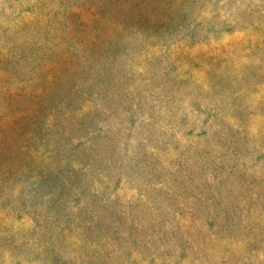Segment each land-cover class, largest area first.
<instances>
[{
  "label": "rangeland",
  "instance_id": "rangeland-1",
  "mask_svg": "<svg viewBox=\"0 0 264 264\" xmlns=\"http://www.w3.org/2000/svg\"><path fill=\"white\" fill-rule=\"evenodd\" d=\"M0 264H264V0H0Z\"/></svg>",
  "mask_w": 264,
  "mask_h": 264
},
{
  "label": "trees",
  "instance_id": "trees-1",
  "mask_svg": "<svg viewBox=\"0 0 264 264\" xmlns=\"http://www.w3.org/2000/svg\"><path fill=\"white\" fill-rule=\"evenodd\" d=\"M71 104V103H70ZM83 117H84V119H82L81 121H83V123H80V124H78L77 126H80V127H88V117H89V115H88V113L86 112V111H83ZM14 126V125H13ZM12 126V127H13ZM13 129H14V131H17V129H16V127H13Z\"/></svg>",
  "mask_w": 264,
  "mask_h": 264
}]
</instances>
